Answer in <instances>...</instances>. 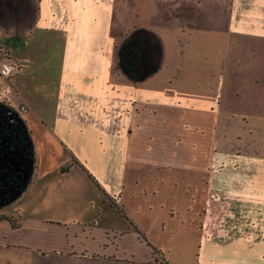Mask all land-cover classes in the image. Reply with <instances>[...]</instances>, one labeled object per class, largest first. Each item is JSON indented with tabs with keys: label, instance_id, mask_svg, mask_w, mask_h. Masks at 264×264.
Masks as SVG:
<instances>
[{
	"label": "crops",
	"instance_id": "1",
	"mask_svg": "<svg viewBox=\"0 0 264 264\" xmlns=\"http://www.w3.org/2000/svg\"><path fill=\"white\" fill-rule=\"evenodd\" d=\"M0 53L35 160L0 264H264V0H0Z\"/></svg>",
	"mask_w": 264,
	"mask_h": 264
},
{
	"label": "trees",
	"instance_id": "2",
	"mask_svg": "<svg viewBox=\"0 0 264 264\" xmlns=\"http://www.w3.org/2000/svg\"><path fill=\"white\" fill-rule=\"evenodd\" d=\"M126 44L122 45V47L120 48V49H122V52L120 51V49H118V53H117L118 54V62L116 65V69L128 72V76L131 77V70L134 68V66L136 65V62L138 61V58H139V49L141 47V40L139 38H136V39H133L132 41L127 42ZM0 112L4 113V116L2 114H0V145L3 142L2 140H5L8 138L7 132L4 133V131H6V128L1 123V121H2L1 117H5L7 120H10V118L15 119L17 121V125H18L17 131L19 133H22L25 135V138H22V140L20 139V136L16 137L19 140L20 145L16 144V146L13 147L12 143H13V140L15 139V136H13L14 134L9 135V132H8V136L11 138L10 141L12 142L9 145V147L11 146V148H8L7 151H4L2 149V147H0V158L4 155L9 156L10 154L14 153V151H16V152L21 151L22 152V154H21L22 160L28 161L30 166H31L30 175H29L28 179H26V178H24L22 171L19 174H17V173L12 174L13 172H12L11 168L9 167V165H7L6 163L0 162V177L3 175L6 178L4 181V182H6V184H8L7 179H10L12 177L14 179L18 178L17 183L23 184L21 191L18 192L17 196L14 198L15 203H16L19 200V198L21 197V195L24 193V191L27 189L28 185L31 183V177H32L33 169H34V165H35L34 152L32 149V143H31V138H30L29 132L26 130V127H25V125H24V123L21 120V117L19 115L21 113L19 111V109H18V111H15L7 103L0 102ZM82 170L87 172L84 168H82ZM88 177L95 184L96 188L98 189L100 194L104 197V199L111 202L112 199H110V197L101 189V187L97 184V182L94 180V178L91 175H88ZM12 182H13V180H12ZM111 205L113 206L112 202H111ZM120 214L123 215L122 211L120 212ZM12 226H14V225H12ZM134 231L136 233H138L143 240H145L144 235L142 233H140V231L138 229H136L135 227H134ZM152 251H153L154 255H159L158 251L153 247H152ZM162 264H167V263L163 262Z\"/></svg>",
	"mask_w": 264,
	"mask_h": 264
},
{
	"label": "rangeland",
	"instance_id": "3",
	"mask_svg": "<svg viewBox=\"0 0 264 264\" xmlns=\"http://www.w3.org/2000/svg\"><path fill=\"white\" fill-rule=\"evenodd\" d=\"M51 44V43H50ZM127 45V44H126ZM44 46L42 45L41 42H37L36 40H31L29 42H27L26 47H20L18 50V54L13 52V55L15 58H18V56H26L28 55L29 57H36L44 50ZM50 52H52V48L50 46ZM120 51L122 52V49H120ZM1 54V53H0ZM15 64L20 65V68H23L24 66H21V64L17 63V62H12ZM20 71V70H19ZM19 73V72H18ZM42 73H44L42 70H39V67H37V65L34 63L30 66V68L28 70H26V73L24 76H29V75H34L39 77V75L41 76ZM16 76V75H15ZM13 76L12 79H15L16 77ZM20 76V75H19ZM17 76V77H19ZM23 78V79H24ZM25 87L30 88L29 91L33 93V88L31 85L27 84V82H24ZM27 88V89H28ZM0 114H2L4 116L3 112H0ZM2 121L1 123L3 124V126H5L6 131H4V133L7 132V139L2 140V144L0 145V147H2V149L4 151H7L8 148H11V146L9 147L10 143H12L10 140L11 138L8 136V132L9 135H13L15 136V139L13 140V147L16 146V144H19V140L16 137L20 136V139L22 140V138H25V135L22 133H19L17 131L18 129V125H17V121L13 118H10V120H7L5 117H1ZM17 127V128H16ZM20 145V144H19ZM20 147V146H19ZM22 152L21 151H14V153L8 155H4L0 158V162L1 163H6L7 165H9V167L12 170V174H19L21 171L23 173V175L25 177H29V172L28 169L30 168V164L28 161H23L22 160ZM28 155V154H27ZM29 157V156H28ZM164 170V169H161ZM166 171V170H164ZM174 174L178 175L179 177L180 175V170L178 171H173ZM5 177L2 175L0 177V212L6 209H12L11 207L14 205L15 200L14 198L17 196L18 192L21 191L23 184L21 183H17L18 182V178H10L7 179L8 184H6L5 181ZM13 180V182H12ZM142 180L145 181H150V183H152V170H148L145 171L144 173H142ZM175 188V187H174ZM178 190H180L178 193L181 194H185V187L183 186H179L177 188ZM11 211V210H10ZM196 248V247H195ZM162 264V262L160 263Z\"/></svg>",
	"mask_w": 264,
	"mask_h": 264
},
{
	"label": "built area",
	"instance_id": "4",
	"mask_svg": "<svg viewBox=\"0 0 264 264\" xmlns=\"http://www.w3.org/2000/svg\"><path fill=\"white\" fill-rule=\"evenodd\" d=\"M20 70V65L18 64H10L8 62H4L0 64V78L1 79H10L13 76L17 75ZM0 102H3L2 95L0 94ZM19 111L21 113L26 112V108L24 106L19 107Z\"/></svg>",
	"mask_w": 264,
	"mask_h": 264
}]
</instances>
